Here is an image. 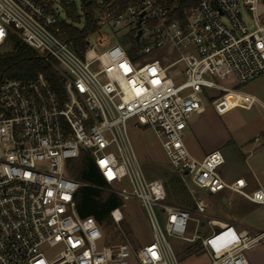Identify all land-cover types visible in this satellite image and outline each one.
Masks as SVG:
<instances>
[{"label": "built area", "instance_id": "2783aa9c", "mask_svg": "<svg viewBox=\"0 0 264 264\" xmlns=\"http://www.w3.org/2000/svg\"><path fill=\"white\" fill-rule=\"evenodd\" d=\"M71 2L0 0V50L14 34L54 58L65 77L63 96L43 74L0 83V264H180L168 237L201 240L210 264H248L245 250L263 242L264 231L251 235L210 218V234L196 226L192 237L186 232L190 222L207 218L203 191L228 189L260 204L264 192H247L244 179L227 182L221 150L194 156L184 131L192 114L204 112L208 90L225 92L223 98L230 93L217 79L244 84L264 74V0H197L182 8L176 0H97V29L83 56L55 33L60 18L53 5ZM104 26H127L130 41L110 45L99 34L92 42ZM134 117L153 128L192 207L168 203L163 181L145 176L128 147L127 122ZM84 153L122 200L141 202L151 242L137 248L125 235L98 246L102 224L82 217L75 199L86 183L71 169ZM110 217L117 225L125 219L121 207Z\"/></svg>", "mask_w": 264, "mask_h": 264}, {"label": "rangeland", "instance_id": "374dc122", "mask_svg": "<svg viewBox=\"0 0 264 264\" xmlns=\"http://www.w3.org/2000/svg\"><path fill=\"white\" fill-rule=\"evenodd\" d=\"M72 1L75 3L77 13L82 15L80 23L82 25L84 23V13L82 9L83 0ZM52 9L60 19L68 20L65 4L55 3ZM95 12L99 14L98 11L95 10ZM241 14L245 23L251 27L253 25V19L250 12L245 7H242ZM223 20L228 22L226 18H223ZM99 34L107 35L111 42L110 45L122 43L130 37L127 26H121L114 30L110 26H104L99 33L91 36V41L95 42ZM128 41H130V39ZM98 50L100 51L103 49L98 48ZM181 79L182 78H180V80ZM217 81L228 88L230 93L223 98L225 92L215 89L208 90V96L204 99L206 111L202 114H192L184 131V140L190 152L194 156L200 157L203 155L201 141L194 135L192 124L194 122H200L203 125L201 126V130L204 131L205 134H207L209 130L207 127L216 124L221 129L219 131L225 128L232 134L233 138L228 143H233L234 139L236 147H231V149L234 150L233 152L236 156H240V158L243 159V156L238 151V144L251 140L255 137L257 132L264 130V74L244 84H238L233 81L223 82L218 79ZM213 98H222L217 102V107L212 102ZM126 134L129 141L128 147L137 155L140 166L148 179H160L164 181L162 177L163 173H174L161 142L150 125H142L138 122L136 117L131 118L127 122ZM76 162L77 161L73 162V164ZM76 165L77 164H75V167H77ZM123 185L128 186V183L123 182ZM113 190L114 188L111 186L103 187L101 189L102 198L106 199L113 193ZM202 193L206 202L209 204L206 211L207 218L200 217L203 225L200 224L197 226L196 223L190 222L186 232L187 237L193 236L195 226L200 235L204 236L210 234L207 226L208 219H223L226 214L232 213V202H228L225 198L219 200L215 195H211L209 192L203 191ZM166 201L174 204L170 202L169 199ZM122 202L120 207L125 219L119 225L115 224L110 216L103 220L100 226L102 238L97 242L99 247L120 242L124 240L125 235L137 248L153 240V230L150 225L149 217L141 202L136 198L122 200ZM123 204L125 205L123 206ZM158 216L161 226L164 227L165 217L161 216L159 211ZM167 240L175 250L180 264L209 263L205 256H199L203 253L202 249L191 251L190 248L194 247L192 243L173 237H168ZM193 254L194 256H189ZM133 259L134 258H132V260Z\"/></svg>", "mask_w": 264, "mask_h": 264}, {"label": "trees", "instance_id": "16d2710c", "mask_svg": "<svg viewBox=\"0 0 264 264\" xmlns=\"http://www.w3.org/2000/svg\"><path fill=\"white\" fill-rule=\"evenodd\" d=\"M175 0H166L172 5ZM180 7L195 4L197 0H176ZM97 0H83L82 9L84 23L81 25L82 15L77 13L75 3L66 5L67 18L60 19L55 31L56 35L65 41L78 55L83 56L87 46L88 37L97 29L95 9ZM8 44V46H7ZM6 46L0 50V83L4 78L21 80L36 79L43 74L52 89L63 96L65 77L54 58L41 55L33 47L23 42L18 36L10 34ZM136 50L132 48L131 53ZM216 98L212 99V102ZM75 164H77L75 167ZM72 175L79 181L86 183L78 189L75 195L78 213L82 217L93 216L102 224L112 210L122 205V198L116 193H111L106 199L101 196V189L107 184L95 166L88 153H84L71 169ZM168 199L182 207H192V200L188 196L187 188L175 173L162 174ZM191 251L201 250V240L193 244ZM195 248V249H194ZM189 249V252H190Z\"/></svg>", "mask_w": 264, "mask_h": 264}, {"label": "crops", "instance_id": "0c3cea01", "mask_svg": "<svg viewBox=\"0 0 264 264\" xmlns=\"http://www.w3.org/2000/svg\"><path fill=\"white\" fill-rule=\"evenodd\" d=\"M218 101H213L216 107ZM201 126L203 125L200 122L192 124V131L201 141L203 152V155L198 158L214 150H221L225 163L220 168V174L227 182L244 179L248 183L245 188L247 192L251 193L257 189L264 192V130L257 132L251 140L238 144L237 148L243 156L242 159L236 156L234 150L231 149V147H236L235 141L233 139V143H228L233 136L225 128L219 131L221 129L213 124L207 127L209 130L205 134ZM215 197L219 200L225 198L228 202H232V213L226 214L223 219H216L218 222L233 224L238 230H245L251 235L264 231V204L252 202L228 189L216 194ZM208 232H211L209 228ZM189 256H194V254ZM199 256H205L209 261L207 264H210V258L204 250ZM245 256L248 264H264V241L246 249Z\"/></svg>", "mask_w": 264, "mask_h": 264}, {"label": "water", "instance_id": "95a60500", "mask_svg": "<svg viewBox=\"0 0 264 264\" xmlns=\"http://www.w3.org/2000/svg\"><path fill=\"white\" fill-rule=\"evenodd\" d=\"M141 33H142V32H141V30H140V31L138 32V35H137V37H136V38H137V40L140 38V35H141Z\"/></svg>", "mask_w": 264, "mask_h": 264}, {"label": "snow or ice", "instance_id": "6c2138e0", "mask_svg": "<svg viewBox=\"0 0 264 264\" xmlns=\"http://www.w3.org/2000/svg\"><path fill=\"white\" fill-rule=\"evenodd\" d=\"M0 35H2V32H0Z\"/></svg>", "mask_w": 264, "mask_h": 264}]
</instances>
